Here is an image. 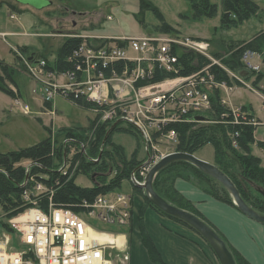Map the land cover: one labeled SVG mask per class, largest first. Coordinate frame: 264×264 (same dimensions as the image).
<instances>
[{
    "label": "trees",
    "instance_id": "trees-1",
    "mask_svg": "<svg viewBox=\"0 0 264 264\" xmlns=\"http://www.w3.org/2000/svg\"><path fill=\"white\" fill-rule=\"evenodd\" d=\"M190 1L195 17H213L218 14L219 4L212 0ZM143 5L151 7L162 16L158 7L151 1L144 0ZM24 10L26 9H22L21 12ZM260 10L261 6L256 0H222L221 24L220 27H216L217 31L215 28L214 35L216 32L223 34L222 31H219L221 28L228 30L232 26L250 19L253 15L258 14ZM162 29H164V32L172 34L179 33L176 28L166 22L163 23ZM253 37L251 40L241 38L238 42L237 40H235V43L231 42L229 48L226 49L229 54L225 57L223 63L238 72L245 70L246 73L244 72L243 76L246 79L256 75L253 82L264 90L263 85L261 86L260 84L264 80V72L257 71L247 65L245 59H243L244 53L248 49L258 52L259 50H264V29L258 30ZM217 38L219 37H214V39ZM86 40H88V37L81 35L65 37L57 48L53 68L59 72H79L76 66L82 63L83 58L76 55V52ZM208 40L211 43L210 52L213 55V52H215L214 44L210 39ZM106 41L107 38H104L99 39L96 43H104ZM29 45L22 46V49L28 50L26 49L27 47L32 48V45ZM30 51L29 55H33V59H31L35 61L36 59L34 58L37 51ZM173 51L178 55L176 65L179 67L180 74L188 75L210 64V70L214 73L217 81H225L233 86L235 83L241 84L239 80L230 75L218 63H212L209 57L201 53L183 49L178 45H174ZM18 57L19 55L16 56L17 59ZM219 60H222V58H219ZM114 65L113 67L120 71L124 66V62L117 61ZM17 69L18 66L15 62L9 63L0 59V89L11 96H15L16 92L7 85L6 79L18 86L15 79V75L18 73ZM112 70L113 68L109 66L105 69V72L111 74ZM173 75L175 73L156 66L152 77L148 80L159 81ZM142 82L139 81V83ZM80 95L74 99L77 104L89 108L98 104L93 100L87 99L82 94ZM71 96L74 98L73 95ZM221 99L220 89L217 87L213 88L211 91L212 105L206 111L210 121L188 120L170 122L157 133L174 130L177 135L175 149L181 151L195 153L206 144H213L215 150L213 162L231 177L243 198L256 210L264 213V164L261 157L253 152L257 127L249 123L234 122L230 107L223 103ZM244 107L250 109V115L252 116V107L250 108L246 104H244ZM100 114L93 119L91 118L87 126H70L62 129L61 133L64 134L62 141L50 134L35 144L14 150L0 151V215L1 212L4 215L0 218V224L3 228L14 233V229L8 219L25 209L29 204V201L24 198V193L26 189L34 186L35 181H42L49 188V191L41 192L38 198V204L43 208L48 209L50 201H53L58 205L69 206L77 212H82L84 210V207L81 206L83 200L92 201L99 194L119 191L125 181L133 182V172L139 175L142 159L136 155L137 153L130 156L124 145L115 141L114 134L117 131L125 130L143 143L144 140L142 139L144 136L140 129L135 124L126 122L125 119H116L118 123L110 131L109 126L114 121H106L101 125H97V121L101 120ZM91 131L93 134L95 133L94 140H91L89 135ZM69 137L74 138L68 139ZM81 142L87 143L85 150ZM258 144L264 145V142L259 141ZM63 166L64 168H62ZM72 168L75 170V174L71 175ZM80 174L88 177L92 184L87 186L78 184L76 176ZM139 178L142 179L143 176ZM177 178L186 179L213 197L237 207L227 188L218 179L203 171L191 161L178 159L161 168L153 182L156 191L171 203L186 208L203 219V215L196 208L194 202L173 187ZM164 180L165 182L170 180L173 187L170 190L178 194V196L174 197L180 198L178 202L170 198V195H167V190L161 187L159 182ZM253 183L260 186L263 191L257 190ZM133 187L136 190L142 188L136 182ZM132 200H134L133 195ZM145 200L146 205L142 204L137 213L133 210L132 222L128 227V232H131L133 229L132 224L137 219L143 244L151 260L155 264H168L147 229L144 221V212L150 206L173 219L181 221V218L175 217L156 206L147 195ZM218 233L226 240L222 233L219 231ZM14 243L17 245V247L15 246L16 248L23 246L20 243L19 236L16 237ZM227 244L237 264H252L232 245L228 242Z\"/></svg>",
    "mask_w": 264,
    "mask_h": 264
},
{
    "label": "built area",
    "instance_id": "built-area-1",
    "mask_svg": "<svg viewBox=\"0 0 264 264\" xmlns=\"http://www.w3.org/2000/svg\"><path fill=\"white\" fill-rule=\"evenodd\" d=\"M10 16L15 18L16 13ZM0 35L6 37L9 32L0 31ZM106 38L104 43H82L76 52L83 58L82 63L76 66L79 72H70L73 80L67 83L72 90L75 86L80 87L79 91H73L76 97L82 94L95 102L105 99L113 104L104 110L105 120L113 117L117 120L128 119L138 126L143 136L150 138L148 136L170 122L197 120L195 115L204 114L211 108V91L217 87L221 91V101L231 109L234 122L256 127L264 125V121L254 112L250 115V109L245 108L244 104H236L223 95L225 91L229 96L233 85L217 81L210 64L188 75L179 73L174 45L201 53L209 57L212 63L227 69L211 55L208 39L168 32ZM259 57L258 51L248 49L243 59L257 69L260 67L256 62ZM117 61L124 62L120 71L113 67ZM45 66L42 60L34 65L28 64L31 71L42 74L46 71ZM109 66L113 68L111 74L105 72ZM156 66L175 75L149 81ZM56 89L55 83L53 88L48 89V100L52 101ZM16 100L26 113L30 112L27 103L20 98ZM165 136L177 142L174 130L171 129ZM81 145L85 150V143L81 142ZM167 153L169 151H159L152 160L153 164ZM139 175L146 177L143 167ZM132 178L136 183L144 182L137 178L135 172ZM35 191L40 193L35 194ZM44 191H49V188L42 181H35L32 188L25 190L24 198L29 204L9 221L18 229L23 246L16 248L10 244V237L0 239V264H128L127 228L131 225L134 210L131 194L122 191L102 193L92 201L83 200L81 206L84 210L77 212L53 201H50L48 209L43 208L38 204V198ZM108 235L113 239H109Z\"/></svg>",
    "mask_w": 264,
    "mask_h": 264
},
{
    "label": "rangeland",
    "instance_id": "rangeland-1",
    "mask_svg": "<svg viewBox=\"0 0 264 264\" xmlns=\"http://www.w3.org/2000/svg\"><path fill=\"white\" fill-rule=\"evenodd\" d=\"M143 1L0 0V6L2 5L0 7V31L11 30L6 37L0 35V59L6 60L9 63L15 62L18 66V73L15 75L18 86L6 79L7 85L16 92L15 96H11L9 93L0 89V151H9L35 144L50 134L54 138L59 139V141H62L64 137V134L61 133L62 129L70 126H87L90 123V119L95 118L101 112L100 115L102 118L97 121V125H101L106 121H114L109 126V130L111 131L117 125L118 121L114 117L105 120L103 112L113 104L105 99L103 102L97 101L98 104L92 108L77 104L74 100L77 97L73 94V91H79L80 87L75 86L74 90L68 88L67 83L73 80L71 79L70 72H59L53 68L57 48L61 45L65 37L69 35L77 36L80 35L79 33L90 35L88 40H86L88 42H97L99 39H104L103 37H94L97 34H138L140 31L159 34L164 32V29H162L164 22L171 24L183 36H200L210 39L214 44L215 51L211 55L216 59L218 58L217 60L227 68L224 69L241 82V84H234L233 88L235 89L230 91L229 96L225 91H223V95L233 102L239 101L245 103L250 108L252 107L258 116L264 117V90L253 82L256 75L246 79L243 76L244 72L246 73L245 70L238 72L232 68L230 69L228 65L223 63V60L229 54L226 49L229 48L231 42L235 43V40L238 42L241 38L251 40L258 30L264 29L263 11H260L242 23L232 26L228 30L221 28L219 31H222L223 34L216 32L214 35L215 28L220 27L221 24L222 0H212L219 4L218 14L213 17H195L190 0H149L158 7L162 16L151 7L144 6ZM22 9L26 10L21 12ZM12 13H16L17 18H11L10 14ZM14 30L19 31L12 33ZM26 30L36 31V33H32L34 35L27 34ZM39 32H43V35H39ZM213 36L219 38L214 39ZM29 44L32 45V48L27 47L26 49L28 50L22 49V46ZM30 50L37 51L34 58L36 59L35 61H32L33 55H29L31 53ZM259 53L260 57L256 59V62L260 67L256 70L264 72V50H259ZM17 55H19L18 59L16 58ZM219 58H222V60H219ZM37 60L45 61L46 71L44 74L35 73L29 69L28 64L34 65L38 62ZM246 63L250 65V62ZM54 83L57 89L52 95V101H50L47 98L48 89L53 88ZM260 84L264 87V80ZM65 86H67V89H64ZM112 95V88H110V96ZM16 98H20L23 103L29 105V113L24 111ZM52 102L55 107L50 105ZM204 115L207 116V112ZM260 119L264 121V118ZM125 120L126 122H131L128 119ZM93 129L92 131H94ZM262 130L259 129L258 133L260 134ZM92 131L89 132V135L91 136V140H94L95 133L93 134ZM167 132H170V130L165 133L156 132V135L154 133L152 136H148L150 138L144 136L142 139L144 142L141 143L131 133L120 130L114 134V139L124 145L130 156L137 153L136 155L142 159L140 166L141 168L143 167L147 174L153 164L152 160H154L155 155L159 151H176L175 146L177 142L174 143L173 139L165 136ZM85 144V147H87V143ZM254 150L261 153L257 147ZM195 154L204 159L214 160V146L208 143L195 152ZM149 158L150 161L148 162ZM72 174H75L73 168L71 170ZM136 175L139 180H145V175L142 179L139 178L141 175ZM76 181L78 184L84 186L92 184L91 180L83 174L77 175ZM132 181L134 183L125 181L119 191L132 194L135 199L141 198L143 204L146 205L145 189H134L133 184H135V181ZM164 182L165 180L159 182L161 187L167 190V195H170V198L178 202L180 198H174L178 194L170 190L175 187L178 192L182 195L184 194L176 185V180L174 181L175 184L173 187L171 186L170 180ZM38 193L40 192L35 191V194ZM3 216L1 212L0 218ZM13 216L8 219V222ZM175 220L180 223L184 222L183 219H181L182 222L177 219ZM204 220L218 230L205 217ZM183 224L193 229L201 241L207 246V249L216 256L208 241L196 229L186 221ZM12 227L14 233L6 230L0 224V239L6 240L7 237H10V244L12 243L17 247L14 242L19 232L17 228ZM123 229L125 228L123 227ZM14 234H16L15 237H13Z\"/></svg>",
    "mask_w": 264,
    "mask_h": 264
},
{
    "label": "crops",
    "instance_id": "crops-1",
    "mask_svg": "<svg viewBox=\"0 0 264 264\" xmlns=\"http://www.w3.org/2000/svg\"><path fill=\"white\" fill-rule=\"evenodd\" d=\"M256 1L261 6L260 11L264 12V0ZM5 31L10 32L11 30ZM15 31L19 30H14L12 33H16ZM43 32L45 33V31ZM43 32H39L38 34L43 35ZM26 33L34 35L32 33H36V31L26 30ZM79 34L87 36V34ZM149 34L153 33L140 31L138 34L123 35ZM179 34L183 36L181 33H178V35ZM116 36L122 35L110 33L96 35V37L101 38ZM234 89L235 88H233V90ZM234 103L245 104L239 101ZM50 105L55 107L53 102L52 104L50 103ZM55 109L57 110V108ZM253 112L256 117L264 118L260 115L258 116L254 110ZM260 126H258L255 131L256 142L253 145V152L261 157L262 163L264 164V145L258 144L259 141L264 142V125ZM259 129H263L260 134L258 133ZM255 147H257L261 153L256 152L254 150ZM176 185L194 202L196 208L203 217L217 227L218 231L224 235L230 245L236 248L252 264H264V224L251 219L242 213L236 206L213 197L186 179L177 178ZM142 204L141 198H134L133 205L136 213ZM144 221L163 258L168 264H221L217 257L207 249V246L201 241L195 231L185 224L158 212L150 206H148L144 212ZM132 225L133 229L128 233L129 238L127 239L130 251V261L128 264H155L151 260L143 244L137 219Z\"/></svg>",
    "mask_w": 264,
    "mask_h": 264
},
{
    "label": "water",
    "instance_id": "water-1",
    "mask_svg": "<svg viewBox=\"0 0 264 264\" xmlns=\"http://www.w3.org/2000/svg\"><path fill=\"white\" fill-rule=\"evenodd\" d=\"M195 118L200 121L209 120L208 116L204 114L195 115ZM178 159L189 160L203 171L218 179L227 188V190L233 197V201L237 205L238 209L251 219L264 224V213L256 210L243 198L240 190L231 179V177L220 167H218L214 162L201 158L195 153L188 151L176 150L167 153L149 168L144 182L137 183L140 187L145 189L146 195L156 206L175 217L183 219L191 226H193L208 241L221 264H237L235 257L226 240L218 233V231L214 227H212L207 221H205L194 212L171 203L162 195H160L154 188L153 182L158 171L168 163ZM149 161L150 158L148 159V162ZM253 184L255 185L257 190L263 191L260 186L255 183Z\"/></svg>",
    "mask_w": 264,
    "mask_h": 264
},
{
    "label": "bare ground",
    "instance_id": "bare-ground-1",
    "mask_svg": "<svg viewBox=\"0 0 264 264\" xmlns=\"http://www.w3.org/2000/svg\"><path fill=\"white\" fill-rule=\"evenodd\" d=\"M110 120H112V119H110ZM107 237H108L109 239H113V237H112L111 235H110V236L108 235Z\"/></svg>",
    "mask_w": 264,
    "mask_h": 264
}]
</instances>
